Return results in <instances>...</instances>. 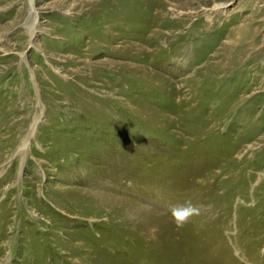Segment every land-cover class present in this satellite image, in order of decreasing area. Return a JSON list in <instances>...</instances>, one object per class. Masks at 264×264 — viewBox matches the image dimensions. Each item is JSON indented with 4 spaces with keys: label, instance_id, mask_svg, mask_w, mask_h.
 <instances>
[{
    "label": "rangeland",
    "instance_id": "374dc122",
    "mask_svg": "<svg viewBox=\"0 0 264 264\" xmlns=\"http://www.w3.org/2000/svg\"><path fill=\"white\" fill-rule=\"evenodd\" d=\"M0 264H264V0H0Z\"/></svg>",
    "mask_w": 264,
    "mask_h": 264
},
{
    "label": "clouds",
    "instance_id": "9594fccd",
    "mask_svg": "<svg viewBox=\"0 0 264 264\" xmlns=\"http://www.w3.org/2000/svg\"><path fill=\"white\" fill-rule=\"evenodd\" d=\"M170 211L173 222L178 229L185 227L200 214L199 208L190 201L180 205H172Z\"/></svg>",
    "mask_w": 264,
    "mask_h": 264
},
{
    "label": "bare ground",
    "instance_id": "6f19581e",
    "mask_svg": "<svg viewBox=\"0 0 264 264\" xmlns=\"http://www.w3.org/2000/svg\"><path fill=\"white\" fill-rule=\"evenodd\" d=\"M221 7V6H220ZM219 7V8H220ZM159 21V20H158ZM157 21V22H158ZM157 24V27H155L154 26V28H156V29H159V28H161L160 27V24H158V23H156ZM162 27H163V25H161ZM149 29V28H148ZM189 30H191V28H189V27H182L181 29H180V31L178 32V33H170V34H167V35H163V34H160V33H157L158 31H152V30H150L149 32L152 34L151 36H150V39H152V40H154L156 43H164V40L165 39H167V38H164V37H172V38H174V37H179L180 35H184L182 38H176V40H174V45H175V47L176 46H178V44L179 43H181L182 41L181 40H183V39H185L184 37H186V35L188 36L189 35ZM148 32V33H149ZM147 45V44H146ZM169 46H167L166 45V50H167V48H168V50H170V45L171 44H168ZM230 47H231V45H230ZM172 49H173V47H172ZM171 49V50H172ZM210 75V74H209ZM209 75H206L205 77H206V79L207 78H209L210 76ZM196 79H197V77H196Z\"/></svg>",
    "mask_w": 264,
    "mask_h": 264
}]
</instances>
